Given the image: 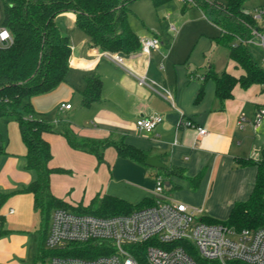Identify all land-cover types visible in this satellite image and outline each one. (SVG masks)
<instances>
[{
    "label": "crops",
    "instance_id": "1",
    "mask_svg": "<svg viewBox=\"0 0 264 264\" xmlns=\"http://www.w3.org/2000/svg\"><path fill=\"white\" fill-rule=\"evenodd\" d=\"M76 18L74 12H64L56 17V23L59 29L67 26L72 32L77 28ZM62 34L70 38L68 34ZM147 37H158L160 48L126 56L127 68L109 59L105 55L107 52L94 48L88 36L82 43L84 51L77 53L71 45L70 72L61 83L66 86L59 87H64L63 92L68 91L82 105L81 92L86 78L99 75L103 80L102 101L89 107L82 105L89 114L84 126L72 122L66 125L58 120L57 130L69 126L80 139L123 140L140 149L145 161L157 156L164 168L174 172L160 175L161 169L152 168L145 162L128 158H124L128 162H121L125 160L113 147L105 150L104 161L100 163L95 155L72 149L62 134L47 133L44 138L50 143L53 155L50 167L63 170L51 177L52 193L77 208L80 203L67 196L74 189L84 188L83 184H89L92 179V186L98 184L100 193L95 194L90 205L104 195L117 194L114 196L126 198L115 191L119 188L117 183L137 190L138 204L146 199L158 203L163 198L154 195V188L160 175L164 178L165 200L201 209L199 217L203 220L227 221L234 206L250 198L257 180V166L239 165L238 160L258 161L264 155V118L255 128L257 114L264 108V84H254L246 89L238 84L232 98L222 102L216 96L213 80L204 77L210 67L215 69L213 64L209 62V66L199 70L186 61L185 52L182 58L173 57L180 34L172 44L157 33ZM142 54L148 57L141 58ZM228 59L227 67L217 74L243 75V70L230 60L229 53ZM134 74L146 76L148 85H139ZM202 85L203 97L196 102ZM64 104V99L58 103L57 107L62 106L60 111L73 110V106L63 108ZM153 115L162 116V123L149 132L140 130L137 121ZM243 118L245 121L242 122ZM12 122L6 153L0 156V196L10 195L0 206V264H31L32 259L36 264L39 242L36 234L31 232L36 226L34 198L21 192L35 180L36 174L25 167L27 147L19 124ZM198 128H205L207 134L200 135ZM125 163H129L133 174ZM123 165L133 180L121 181L124 179ZM198 175L201 179L195 185L193 179ZM113 176L118 179L114 185ZM31 240L35 246H29Z\"/></svg>",
    "mask_w": 264,
    "mask_h": 264
},
{
    "label": "trees",
    "instance_id": "2",
    "mask_svg": "<svg viewBox=\"0 0 264 264\" xmlns=\"http://www.w3.org/2000/svg\"><path fill=\"white\" fill-rule=\"evenodd\" d=\"M135 0H0L3 7L2 25L12 36L9 45L0 47V118H14L19 124L21 136L27 147L26 169L36 174V178L21 192L34 198V208L42 217L39 231L40 240L36 264H47L54 255L95 258L109 251L90 242L73 245L70 250H45L52 213L56 209H66L77 214H91L99 217H112L129 214L135 210L154 206V199H146L133 205L114 195H104L94 200L89 207H72L56 197L51 190V177L61 169L50 167L53 158L50 143L44 138L47 133H60L74 150L95 155L99 162L104 161V152L113 147L118 156L137 162H145L143 152L123 140L80 139L75 133L63 128L57 130L60 122L46 121L37 116L28 101L35 95L48 92L66 80L70 69L72 48L70 38L60 31L56 17L64 12H74L76 25L89 38L90 44L101 52L119 53L122 56L135 55L141 50L140 38L129 23L130 6ZM160 6L170 0H151ZM247 0H223L212 2L198 0L197 6L211 9L218 19L217 25L222 34L215 39L218 46L229 51V58L244 74L235 77L228 72L217 74L210 67L205 79L213 80L217 98L224 102L233 96V90L240 84L244 89L254 84H264V70L260 68L250 53L249 46L238 39H250L252 30L264 31V20L245 10ZM103 80L99 75L86 78L82 90V105L89 107L102 101ZM204 94V85L199 90L196 102ZM6 153V140L0 129V156ZM239 165H256L257 180L250 198L237 203L227 221L218 222L205 219L207 223H223L241 231L243 229L264 228V155L258 160L239 159ZM174 171L160 170V175H170ZM201 175L193 179L198 185ZM10 197L0 196V206ZM1 234V232H0ZM145 244L135 254L140 264H150L147 260Z\"/></svg>",
    "mask_w": 264,
    "mask_h": 264
},
{
    "label": "built area",
    "instance_id": "3",
    "mask_svg": "<svg viewBox=\"0 0 264 264\" xmlns=\"http://www.w3.org/2000/svg\"><path fill=\"white\" fill-rule=\"evenodd\" d=\"M189 1L197 4L198 0ZM255 18L264 20V8ZM255 38H259L256 44L264 49V31L252 30L250 39L242 38L238 42L249 46ZM11 42L8 29L0 27V47ZM140 42L144 53L161 46L158 37H142ZM105 55L118 65L124 64L119 53ZM134 76L139 85H148L146 76ZM63 108L70 109L71 105ZM263 118L264 108L257 114L255 128ZM162 121L160 115L142 117L137 126L149 132ZM198 131L200 135L207 134L205 128ZM155 192L162 201L129 214L99 217L54 210L46 239L49 250L65 252L73 245L96 242L109 253L95 258L54 255L47 259V264H140L135 254L144 244L150 264H264V228L237 231L223 223H207L199 217L201 209L164 199V178L160 175L156 178Z\"/></svg>",
    "mask_w": 264,
    "mask_h": 264
},
{
    "label": "rangeland",
    "instance_id": "4",
    "mask_svg": "<svg viewBox=\"0 0 264 264\" xmlns=\"http://www.w3.org/2000/svg\"><path fill=\"white\" fill-rule=\"evenodd\" d=\"M207 2L209 4H214L212 2H223V0H207ZM244 8L246 11L251 12L256 16L264 8V0H247ZM130 9L129 23L138 38L147 37V35L157 33L160 37L164 38V40L169 39V43L172 44L174 38L180 34V38L174 48L173 57L182 58L184 57L182 54L185 52L186 61L196 65L194 67H198L199 70L209 66V62L215 66L214 71L216 73L222 72L227 67L229 51L224 46H218L214 40L216 36L221 35L222 31L216 24L218 19L211 9L203 10L198 7L197 4L191 3L189 0H170L160 6H155L151 0H135L131 4ZM2 14L3 7L0 2V26L2 25ZM171 26H175V30L171 31ZM62 27L63 28L60 30L62 33H66L70 36L73 49L76 50L77 53L84 51L82 43L85 38L87 39L85 32L79 27L71 30L72 32H70V28H67V26ZM259 42V38H255L254 42L249 44V49L255 63L264 70V64L262 62L264 59V49L256 44ZM145 56L148 57L146 54H142L141 58ZM122 57L124 58V64L122 67L127 68L128 59L126 56ZM73 74L78 76L77 72H74ZM209 83L212 84V81L209 80ZM61 85L62 84L58 85L56 88L48 92L33 96L28 102L33 106V109L38 114L37 116L46 121L57 122L59 120L62 122L64 121L66 125H68L69 122H72L73 124L84 126L89 117L88 112L84 109L85 106L83 107L76 98H73V95L68 93V91L63 92L62 88L64 87H59ZM63 99L66 101V104L64 105L70 104L71 107H74L72 111H60L62 106L57 107V105ZM12 121L15 122L16 120L14 118H0V129L5 140L8 139L10 131L12 130L10 123ZM65 128L70 129L69 126ZM122 160L125 161L121 162H128V160L124 158ZM125 164L129 169V163ZM123 167L124 165L121 167L124 179H121V181L133 180L134 178H131L129 171L132 174L133 172L130 169L129 171H124L125 168ZM117 181L118 179L116 180L113 176L112 184L114 185ZM91 183L92 179L89 184H83L84 188L72 190L69 194L71 196L68 195L67 198L72 199L75 202L78 201L77 204L80 203L78 204L80 206L89 207L91 199L100 191L98 184L92 186ZM117 185L119 188H115V191L124 195L126 197H122L124 200L129 199L126 201L130 202L131 200L132 202L130 203L132 204L139 203L140 196L137 190L132 189V187L123 186L122 184L117 183ZM154 195H156L155 188ZM35 212L36 226L30 231L36 234L39 242V231L42 226V217L39 211L35 210ZM26 216L28 215H25V217ZM26 218L30 220V217ZM30 235L33 236L31 233ZM32 240L30 241V247L34 245ZM45 250H49V248L46 246ZM31 264H35L34 259H32Z\"/></svg>",
    "mask_w": 264,
    "mask_h": 264
},
{
    "label": "water",
    "instance_id": "5",
    "mask_svg": "<svg viewBox=\"0 0 264 264\" xmlns=\"http://www.w3.org/2000/svg\"><path fill=\"white\" fill-rule=\"evenodd\" d=\"M146 165L156 168V169H164V164L161 162L160 158L157 156H152L146 159Z\"/></svg>",
    "mask_w": 264,
    "mask_h": 264
}]
</instances>
